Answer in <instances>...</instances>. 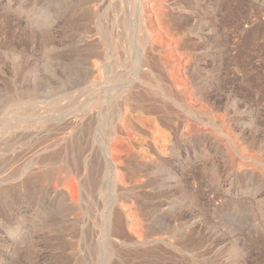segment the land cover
<instances>
[{
	"label": "rangeland",
	"instance_id": "rangeland-1",
	"mask_svg": "<svg viewBox=\"0 0 264 264\" xmlns=\"http://www.w3.org/2000/svg\"><path fill=\"white\" fill-rule=\"evenodd\" d=\"M0 264H264V0H0Z\"/></svg>",
	"mask_w": 264,
	"mask_h": 264
},
{
	"label": "bare ground",
	"instance_id": "bare-ground-1",
	"mask_svg": "<svg viewBox=\"0 0 264 264\" xmlns=\"http://www.w3.org/2000/svg\"><path fill=\"white\" fill-rule=\"evenodd\" d=\"M119 216V215H118ZM114 217H115V215H114ZM119 218V217H118ZM120 220H121V218H120ZM123 223V222H122ZM110 227H111V231L113 232V233H118V232H122V231H119V230H121V221H119V220H114V219H112V221H110ZM118 235V234H117Z\"/></svg>",
	"mask_w": 264,
	"mask_h": 264
}]
</instances>
